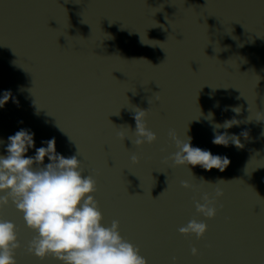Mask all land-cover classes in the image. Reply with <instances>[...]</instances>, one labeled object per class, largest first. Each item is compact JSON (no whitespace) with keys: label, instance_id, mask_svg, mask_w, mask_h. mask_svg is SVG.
Instances as JSON below:
<instances>
[{"label":"water","instance_id":"1","mask_svg":"<svg viewBox=\"0 0 264 264\" xmlns=\"http://www.w3.org/2000/svg\"><path fill=\"white\" fill-rule=\"evenodd\" d=\"M5 90L19 103L0 108V155L21 128L36 147L55 137L96 180L102 223L118 220L148 264H264V0H0ZM136 107L148 109L151 144L131 141ZM232 118L217 131H247L243 147L213 144V124ZM173 129L231 163L173 166ZM217 187L216 216L197 213ZM0 217L17 226V264H60L27 251L36 233L11 201ZM193 218L208 225L199 239L178 230Z\"/></svg>","mask_w":264,"mask_h":264},{"label":"clouds","instance_id":"2","mask_svg":"<svg viewBox=\"0 0 264 264\" xmlns=\"http://www.w3.org/2000/svg\"><path fill=\"white\" fill-rule=\"evenodd\" d=\"M159 98L156 95V99ZM10 99L19 103L10 90H5L0 97V108ZM232 110L237 114L241 111L239 107ZM147 114L148 109L136 107L134 110L135 139L131 141L136 146L151 144L157 139L156 133L147 127ZM212 115L210 112L207 119L211 120ZM248 120L252 119L248 117ZM240 123L232 118L222 124H213L212 143L242 148L239 136L247 138V131L239 135L217 131ZM118 135L122 140L126 137L123 131ZM34 136L30 129L21 128L7 137L6 155H0V209L11 201L23 214L27 227L36 233L27 251L41 260L51 256L60 264H148L139 247L121 235L118 220H113L110 226L102 223L103 214L94 196L97 182L92 175L84 174L78 154L66 157L58 153L55 137L42 140L41 144L46 146L36 147ZM169 136L175 142L177 151L165 159L171 160L173 166L199 165L205 170L215 168L223 172L231 163L226 155H214L210 150L193 147L190 136L181 139L174 129ZM31 148L35 149V155H26ZM46 157L50 161L47 164L44 163ZM139 159L135 154L131 156L134 164L139 163ZM181 183L185 188L194 187L188 181ZM222 195L219 187L214 197L210 198L205 193L203 203L199 200L195 202L197 213L214 218L217 214L216 197ZM207 229V223L193 218L178 230L184 235L195 234L199 239ZM20 247L16 224L0 217V264H17L16 249ZM191 252L195 256L198 249L192 247ZM172 260L175 264L176 258Z\"/></svg>","mask_w":264,"mask_h":264}]
</instances>
